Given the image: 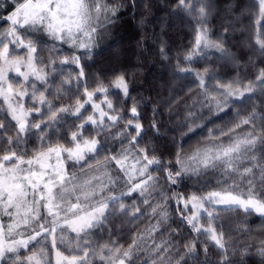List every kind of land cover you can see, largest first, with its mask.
Instances as JSON below:
<instances>
[{
  "label": "clouds",
  "instance_id": "clouds-1",
  "mask_svg": "<svg viewBox=\"0 0 264 264\" xmlns=\"http://www.w3.org/2000/svg\"><path fill=\"white\" fill-rule=\"evenodd\" d=\"M86 2L90 39L76 34L86 48L30 30L49 71L46 83H29L28 94L18 99L30 113L25 127L0 100V157L15 152L30 160L59 148L51 163L64 174L57 185L60 216L70 217L74 204L102 209L80 235L59 227L57 246L67 251L70 240L91 249L89 264H110L116 250L122 264H264V215L217 204L210 196H246L251 190L264 199V120L240 123L252 113L264 116V92L218 110L197 75H205L208 90L219 94L217 78L250 80L264 68V50L254 41L256 33L264 35V0ZM200 32L213 46L195 47ZM53 49L55 68L48 63ZM225 50L235 62L224 58ZM65 56L78 60L62 64ZM181 67L189 70L180 73ZM12 79L25 87L15 74ZM249 133L252 142L233 154L231 166L217 158L221 146ZM193 195L203 209L190 223ZM55 219L41 203L38 220L23 229L25 237L40 224L52 227ZM209 223L222 235L223 247L210 239ZM41 247L47 264H56L48 236L21 249L20 259ZM15 261L9 254L2 264Z\"/></svg>",
  "mask_w": 264,
  "mask_h": 264
},
{
  "label": "snow or ice",
  "instance_id": "snow-or-ice-1",
  "mask_svg": "<svg viewBox=\"0 0 264 264\" xmlns=\"http://www.w3.org/2000/svg\"><path fill=\"white\" fill-rule=\"evenodd\" d=\"M99 10V9H98ZM0 100H3L13 114L14 119L21 128L26 126L29 111L18 99L25 97L27 85L33 81L46 83L48 81V68L40 57L41 49L31 38L30 30H43L57 41L64 42L67 37L73 47L86 48L88 44L84 40L78 41L76 34L83 32L90 39V33L86 31L89 17V7L86 0H0ZM255 44L264 50V35L259 32L254 37ZM213 46L208 36L200 32L195 37V47ZM49 52L48 63L55 68V59ZM24 53V55H21ZM229 62H235L236 58L223 53ZM77 57L65 56L62 64L77 61ZM189 69L179 68L180 73ZM15 74L25 84L21 88L12 76ZM201 89L207 94L208 102L218 109H225L226 104L232 100L245 101L247 97H255L258 91L264 92V68L256 71L254 78L250 80L235 76L228 80L216 79L219 94H213L207 88L205 75L197 74ZM118 87L126 88L123 80H117ZM35 95V92L33 93ZM223 97V98H222ZM41 102L44 96L40 95ZM256 105L253 104V107ZM230 110V109H226ZM259 117L264 116L259 112L252 113L250 118H245L240 123L248 127ZM253 136L237 140L233 144L221 146L216 156L225 159L229 166L232 164L233 154L239 153L244 144L251 143ZM59 148H49L46 151L36 153L30 159L25 160L15 152L0 157V264L9 254L16 255L15 264H47L48 253L41 247L32 251L23 260L20 259L21 249L30 248L31 241L41 237H50L53 247H56V264H89V257L93 255L91 249L82 248L78 243L73 245L70 240L65 241L67 251L57 246L58 228L67 226L72 233L80 235L91 227L97 218V213L102 209L89 210L80 205H72L70 217H61L57 202V185L64 180V174L60 167L51 163L52 155H59ZM206 158H211L212 149H204ZM211 198L217 204L224 206L238 205L241 209H249L264 215V199L258 197L254 191H249L245 196L233 191L213 192ZM43 203L49 213L56 217L53 226L40 224L34 228L32 234L25 237L23 229L29 227L39 218V205ZM190 206L194 209V216L190 223L196 221L203 209V202L199 196L193 195ZM211 215V213H209ZM7 217V223L4 218ZM197 225V230L202 228ZM207 232L210 239L223 247L224 241L221 234L209 223ZM64 239L63 236L60 237ZM74 248L76 250H74ZM110 264H122V258L116 250L112 255Z\"/></svg>",
  "mask_w": 264,
  "mask_h": 264
}]
</instances>
